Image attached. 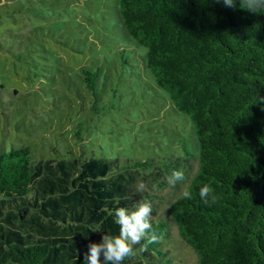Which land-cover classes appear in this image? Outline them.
<instances>
[{
	"label": "trees",
	"instance_id": "16d2710c",
	"mask_svg": "<svg viewBox=\"0 0 264 264\" xmlns=\"http://www.w3.org/2000/svg\"><path fill=\"white\" fill-rule=\"evenodd\" d=\"M238 5L120 0L126 33L146 47L145 65L188 115L199 145L187 186L192 199H175L171 218L152 217L158 241L146 238L147 250L135 246L138 254L123 264H161L153 254H166L172 221L197 264H264V110L255 103L256 94L264 96V14ZM98 70L83 69L93 91ZM83 153L34 162L26 144L0 146V264H86L90 243L118 235L114 210L132 208L130 186L109 176L115 159ZM184 162L175 158L156 168L163 176L174 170L186 176ZM205 184L218 195L215 204L201 201ZM31 211L49 225L38 222L31 230L25 224Z\"/></svg>",
	"mask_w": 264,
	"mask_h": 264
},
{
	"label": "rangeland",
	"instance_id": "374dc122",
	"mask_svg": "<svg viewBox=\"0 0 264 264\" xmlns=\"http://www.w3.org/2000/svg\"><path fill=\"white\" fill-rule=\"evenodd\" d=\"M119 4L0 0V146L26 144L34 162L82 151L115 159L109 176L129 184L130 207L141 199L150 202L157 221L171 218L169 206L196 173L199 145L188 115L177 110L145 65L146 47L126 33ZM96 68L93 91L83 69ZM175 158L186 160V176L172 187L156 165ZM136 159L150 165L134 167ZM137 181L148 191L134 194ZM27 217L31 230L38 222L49 225L34 211ZM170 228L167 252L153 254L156 261L197 264L175 221Z\"/></svg>",
	"mask_w": 264,
	"mask_h": 264
},
{
	"label": "clouds",
	"instance_id": "9594fccd",
	"mask_svg": "<svg viewBox=\"0 0 264 264\" xmlns=\"http://www.w3.org/2000/svg\"><path fill=\"white\" fill-rule=\"evenodd\" d=\"M225 7L237 8V0H216ZM239 8L253 14H264V0H239ZM255 103L264 110V96H255ZM168 185L175 187L185 180L182 170H174L167 178ZM148 191V186L143 181H137L134 186V194H143ZM182 198L192 199L191 191L185 188L181 193ZM199 197L204 204H215L219 199L210 185H203L199 189ZM131 199V197H130ZM113 212L110 211L109 215ZM115 223L119 226V233L116 236L104 234L99 243H90L88 252L85 254L86 264H123L125 259L132 258L138 254L136 247L140 245L139 252L147 250L143 244L147 238L148 243H155L159 237L152 230L151 218L153 215L152 204L146 200H139L134 203L131 209L118 207L114 210ZM97 229L96 231H99Z\"/></svg>",
	"mask_w": 264,
	"mask_h": 264
}]
</instances>
